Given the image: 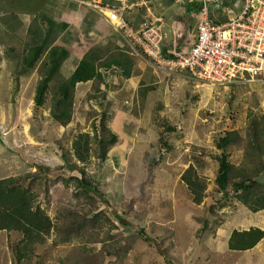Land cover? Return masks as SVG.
Here are the masks:
<instances>
[{
	"label": "rangeland",
	"instance_id": "1",
	"mask_svg": "<svg viewBox=\"0 0 264 264\" xmlns=\"http://www.w3.org/2000/svg\"><path fill=\"white\" fill-rule=\"evenodd\" d=\"M52 5L53 0H0V17L8 18L0 23V30H4V26L9 28L10 24L19 28L36 17L53 19ZM146 5L156 15L165 17L162 45L169 42L171 28L168 19L175 15L181 18L178 12L185 9L187 2L147 0ZM193 20V34L196 35L197 20ZM37 21L36 18L34 22ZM191 36L192 30L187 27L180 31L176 23L171 44H189L192 42H189ZM20 38H15L9 30L3 32V40H10V45H23L24 40L21 39L22 42ZM29 40L30 37L25 42ZM127 50L137 57L133 58L137 60V65L132 60L127 61L133 73L142 74L138 67L141 71L147 70L148 77L156 76L157 91L150 94L147 100L150 104L156 101L163 103L161 121L170 127L154 122L152 107L141 104L139 93L117 89L121 84L128 87L131 82L126 78L115 80L114 74L124 76L118 71L119 68H112L117 73L114 72L111 78L118 85L109 88L103 100L110 113L114 112L110 126L120 135L121 142L108 152V159L103 164L94 156L86 164V172L97 177L99 189L103 191L102 195L96 197L99 209L107 213L114 224L111 233L115 243L105 245L106 248L101 244L96 246L99 263L105 251L111 250L114 257L106 258L102 264H264V239L247 251L228 248V238L233 229L251 226L264 229V211L253 213L235 197L224 199L223 192L215 183L216 163L212 158V154L217 152L220 134L243 129L251 110L264 114V84L246 82L225 86L201 83L186 77L181 70L164 71L155 67L133 48ZM18 68V61L8 54L7 48L0 50V178L28 170L36 171L37 164H48L56 178L62 173L69 175L71 172L67 165L75 160L73 139L79 132L93 134L94 112L103 111L98 104L101 100L99 95L96 94L97 98L91 97L96 87L93 82L78 84L74 119L69 125L61 126L51 119L49 101L36 113L33 98L38 75L33 72L29 76H20L22 72L19 73L21 69L18 71ZM106 72L107 76L109 72ZM135 74L132 80H138L140 86L139 76L136 78ZM59 75L62 79L68 78L64 73ZM104 85H101V90H104ZM192 95L198 99L187 101ZM119 106L134 116L127 115ZM135 108L137 114L134 113ZM159 137L171 142L175 149L162 159L159 156ZM133 146H139V149ZM140 146L148 153L144 165V151ZM192 151L199 159L194 163L196 170L208 182L210 197L200 205L192 202L180 178L189 166ZM153 160H158L156 163L159 164L152 167ZM73 175L78 176V172H73ZM261 180L264 182V177ZM63 188L59 180L56 189L65 191ZM72 189L73 186L70 191ZM218 201L221 203L217 204ZM209 203H215L214 210L208 217L207 231H202ZM139 229L144 232L141 233ZM85 233L83 242L80 241L78 245L63 244L54 233H50L46 236L47 242L37 247L34 264H62L61 260H64V264L77 260L85 264L83 257L91 253H84L83 248L88 246L89 251H94L91 249L96 245L91 231ZM11 235L12 240L16 238L13 236H21V233L11 232ZM6 237L7 232L0 230V264H13L12 252L6 249ZM13 241L16 242L15 239Z\"/></svg>",
	"mask_w": 264,
	"mask_h": 264
},
{
	"label": "trees",
	"instance_id": "2",
	"mask_svg": "<svg viewBox=\"0 0 264 264\" xmlns=\"http://www.w3.org/2000/svg\"><path fill=\"white\" fill-rule=\"evenodd\" d=\"M43 18L46 21L43 22L46 28L44 33H40L39 30L32 31L30 41L21 46L7 47L8 54L18 61V71L21 69L19 73L22 72L20 76L23 74L29 76L33 72L38 75L33 98L36 113L40 108L47 106L49 101L52 121L61 126L69 125L74 119L77 86L87 82H93L96 87L95 94L91 97L97 98L96 94L99 95L101 100L98 104L103 111L94 112L93 134L79 132L73 139L75 160L67 165L72 175L62 173L56 178L51 174L53 169L51 170L48 164H37L36 171L28 170L18 175L0 178V230L10 235L11 232L21 233V238L16 242L10 241L11 239L8 241L13 264H34V258L38 254L37 247L47 242L46 236L50 233H54L57 240L63 244L78 245L80 241L83 242L85 232L90 230L93 243L96 245L91 249L94 251H89L88 246H85L84 253L88 251L95 254L97 244L106 248L115 243V237L111 233L114 224L112 225L107 213L100 210L97 204L96 197L98 194L102 195L103 191L99 189L97 177L86 172V164L91 156L103 164L108 159V152L121 142L120 135L110 126L114 112L110 113L109 107H105L103 99L107 91L101 90L100 87L106 83L103 69L108 71L113 65L122 68L124 76L130 78L133 72L127 61L131 58L127 52L121 51L118 55L108 53L107 57H103L100 47L92 46L76 67L67 70L65 64H71L69 59L71 55L65 47L54 44L56 21ZM162 52L164 57L173 58L171 43L166 46L164 42ZM65 71L68 78L61 79L59 73ZM183 74L188 75L186 71H183ZM141 81L142 84L144 83L138 90L141 104L152 107L154 122L170 127L168 123L161 121L163 103L156 101L150 104L147 100L150 94L157 91L158 85L147 84V77ZM194 99L198 98H193L192 95L187 101ZM123 106H119L120 109H123ZM134 113H138L136 108ZM248 117L243 129L220 134L216 144L217 152L212 154V158L216 163L215 183L223 192L224 199L230 200L235 197L249 211L257 213L264 211V182L261 180L264 177V114L251 110ZM161 138L159 137L158 147L160 146L159 156L162 159L165 154L175 149L171 142L168 143L166 139ZM140 148L142 149L141 146ZM134 149H139V146ZM147 154L145 151L144 154L142 153V165L146 161ZM190 159L188 168L181 173L180 178L186 185L192 202L200 205L210 197L207 192L208 182L194 166V163L199 161L195 151H192ZM156 162L158 160H153L151 166H157L159 163ZM75 171L78 172V176L73 175ZM59 180L65 191L56 189ZM72 186L73 189L70 191ZM220 203L218 201L217 204ZM214 204L209 203L206 209L202 231H207L209 227L208 217L213 213ZM139 231L144 232L141 229ZM263 239L264 229L261 227L236 228L232 230L227 244L230 250L247 251L256 247ZM114 255L111 250L105 251L99 264ZM61 261L64 264V260ZM71 264L81 263L77 260Z\"/></svg>",
	"mask_w": 264,
	"mask_h": 264
},
{
	"label": "built area",
	"instance_id": "3",
	"mask_svg": "<svg viewBox=\"0 0 264 264\" xmlns=\"http://www.w3.org/2000/svg\"><path fill=\"white\" fill-rule=\"evenodd\" d=\"M208 1L202 0L194 42L175 45L173 58L163 56L161 24L149 15L139 25L129 19L131 11L142 5L130 0L81 3L101 14L124 44L164 71H186L189 78L210 84H264V0H241L239 13L221 23L210 19Z\"/></svg>",
	"mask_w": 264,
	"mask_h": 264
},
{
	"label": "crops",
	"instance_id": "4",
	"mask_svg": "<svg viewBox=\"0 0 264 264\" xmlns=\"http://www.w3.org/2000/svg\"><path fill=\"white\" fill-rule=\"evenodd\" d=\"M81 1L87 2L91 0H53L52 15L55 17L53 18V20H55L57 24L56 31L54 34L55 36L54 44L57 46L65 47L71 55V57H69L71 64L69 65L66 63L65 68L67 70H70L76 67L81 61V59L91 49L92 46H99L101 49V55L103 57H107L108 53H111V54L115 53L114 55H116V54H119L120 51L125 52V53L127 52V54L131 56V60L134 62V64L137 65L136 63L137 60H133V58L135 59L137 57L135 55L133 56L127 50L131 48L126 47V45L120 39L119 34L111 28L108 21L104 17H102L101 14L90 9L88 6L82 4ZM99 1H102L103 3L106 4L109 2L118 3L119 0H99ZM176 1L177 3H180V4L184 2V0H176ZM185 1L187 2L185 9H182L181 12H178L181 18H177L179 16L175 15L173 18L171 17L170 19H168V21L170 22V28H171V39L169 42L166 43V46H168L172 42L173 28L176 29V23L178 24L180 31L185 30V28L187 27L188 29L192 30V36L189 38V42L192 40L191 43H193L196 38V35L193 34V32L195 31L193 18H195L198 22L201 16V8L203 6V2L202 0H185ZM130 2L142 5L141 7L134 8L128 16L133 25H139L143 21V19L145 18L148 12V15H151L149 18L152 17V19H154L157 23L161 24L162 33L164 35V26L166 24V19L163 15L162 16L156 15L155 11L146 5L147 0H130ZM241 6H242L241 0H209L208 1L209 17L211 20L215 22H220V23L226 22L227 20L235 17L239 13ZM234 8H237V9L234 10ZM195 14H198V16L196 17ZM184 15H187V16L183 17ZM36 18L38 21L34 22ZM36 18L34 20H28L27 24H24L23 26L19 28L16 27V25H12V24L9 25V28L5 26L3 28L4 30H9V32H11V34H13L15 38L17 37V39L20 38L19 36H21L19 40L22 41L21 39H23L24 43H26L25 40H27L30 37V34L32 31L39 30L41 33L46 29L43 23V22H46L45 19L40 18V17H36ZM4 19H8V18L1 16L0 23L1 22L3 23ZM32 23L33 25H36V24H40V25L35 27L31 25ZM4 30H0V32H2V36H0V50H4L8 47V45H10L9 44L10 40H6V39L3 40ZM196 34H197V27H196ZM186 45H179V46L185 47ZM174 46H172V48ZM146 63L148 62L146 61ZM147 67H148V64H147ZM112 68L114 69L119 68L118 71L123 73V69L117 66L115 67V65H113L111 69H108L109 74H107V76H106L107 72L103 71L105 80L108 81L107 84L105 83L103 91L105 90L110 91V89L115 88V86L113 85H118L116 84L117 82H114L111 78V75L114 74V72L117 73V70L113 71ZM137 69L139 70V72H142V74L141 75H136L135 73H132V74L133 75L135 74L136 78L137 76H139L140 86L137 83L138 80L136 81L132 80V76H133L132 74L130 78L125 77L124 74H123L124 77H119L116 74H114V76L116 77L114 78L115 80L117 78L118 79L126 78L125 79L126 81L131 82L130 86L127 87L126 85H124L123 87V85L121 84L120 88H117V89L123 88L128 91H132L133 93L136 92V94H138L139 88L144 85V83L142 84L141 80L146 77H147V82H146L147 84H150V83L156 84L155 80H157V78L155 75L153 76V78L148 77L146 75L147 70L141 71L140 68L138 67ZM60 73H64L68 77L67 71L60 72ZM63 79H66V78H63ZM122 111L126 112L127 115L131 114L134 116V114H132L130 111L126 109H122ZM13 237H16L14 238L16 241L21 238V236H13ZM10 239H11V235L8 233L6 237L7 251L10 250L9 245H8V241ZM13 240H10V241L14 242ZM83 259L85 261V264H99V256L97 254H89L86 257H83Z\"/></svg>",
	"mask_w": 264,
	"mask_h": 264
},
{
	"label": "clouds",
	"instance_id": "5",
	"mask_svg": "<svg viewBox=\"0 0 264 264\" xmlns=\"http://www.w3.org/2000/svg\"><path fill=\"white\" fill-rule=\"evenodd\" d=\"M146 16H148V12H147V15ZM145 16V17H146ZM149 18V17H148ZM150 19H152V17L150 18ZM199 22V21H198ZM198 22H197V24H198ZM161 32H162V29H161ZM163 34V33H162ZM163 39H164V35H163ZM163 42V41H162ZM124 43V42H123ZM126 45V44H125ZM188 45V44H187ZM127 46V45H126ZM129 47V46H128ZM181 47V46H180ZM130 48V47H129ZM163 53V52H162ZM146 57V56H145ZM147 58V60H149L150 61V59L148 58V57H146ZM151 62V61H150ZM152 63V62H151ZM185 76L186 77H188L189 78V76L187 75V74H185ZM190 79H192V80H196V79H193V78H190ZM198 82H201V81H198ZM201 83H204V82H201ZM248 83V82H247ZM208 84H210V83H208ZM242 84H244V83H242ZM212 85H220V84H212ZM232 86H237V84H231ZM231 85H225V86H231Z\"/></svg>",
	"mask_w": 264,
	"mask_h": 264
}]
</instances>
